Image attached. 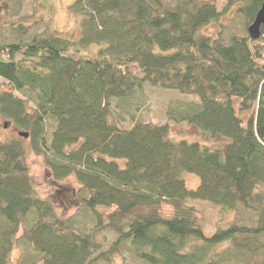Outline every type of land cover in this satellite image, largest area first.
<instances>
[{
    "label": "trees",
    "instance_id": "obj_1",
    "mask_svg": "<svg viewBox=\"0 0 264 264\" xmlns=\"http://www.w3.org/2000/svg\"><path fill=\"white\" fill-rule=\"evenodd\" d=\"M69 4L76 38L48 13L41 33L21 20L0 42V118L28 134L53 181L74 176L66 200L93 224L77 229L36 194L24 138L0 141V264H264V29L256 40L201 33L236 4L247 28L264 0ZM145 86L195 97L171 102L167 120L228 142L173 141L167 122L134 120ZM188 202L249 224L232 214L206 235Z\"/></svg>",
    "mask_w": 264,
    "mask_h": 264
},
{
    "label": "rangeland",
    "instance_id": "obj_2",
    "mask_svg": "<svg viewBox=\"0 0 264 264\" xmlns=\"http://www.w3.org/2000/svg\"><path fill=\"white\" fill-rule=\"evenodd\" d=\"M214 1L218 11H223L226 6V0ZM43 2L48 6V11L45 4V6L41 5ZM70 2L71 0H0V42H7L11 39L10 26L18 24L21 20H24L27 25L29 34L41 33L49 20L48 13L49 16L51 15L49 18H51L52 24L63 36L70 39L76 38L78 34L77 23L67 8ZM237 7V4L229 7L223 12L217 23L205 27L201 30V33L212 38L218 36L226 38L233 34L246 36L247 28L241 15L237 12ZM0 90H9L7 82L2 79H0ZM178 99L184 101L196 100L193 96L181 95L176 91L145 86L141 91L135 93L132 99L134 103H139L133 111V119L152 124H164L167 122L169 137L173 141L197 142L212 149L224 146L228 142L227 138L220 136L213 138L187 123H176L167 120L165 110L171 102ZM114 111L115 115L121 112L116 106H114ZM121 125L128 128L132 124L129 118H124ZM17 133L18 130L13 127L11 122H5L0 118V141L18 138ZM23 143L26 148L25 161L28 165L36 194L41 198L51 200L56 205L57 213L61 216L74 217L77 222V229L91 227L93 223L88 216H84L83 210L77 205H69L66 200L67 194L77 186L74 176L71 175L61 180L53 181L45 167L44 157L36 155L29 149V141L27 139H24ZM182 179L189 189L196 188L199 182L197 176L190 174H184ZM187 204L195 209L198 218L202 221L206 235L212 233L217 225L220 226L219 228L226 227V222L230 223L233 220L232 214L235 221L243 220L248 223L249 220V217L244 213L221 215L217 208L206 202H188ZM102 236L108 241L113 239L112 233L109 232H105ZM18 256L19 253L15 250L11 254V259L15 260Z\"/></svg>",
    "mask_w": 264,
    "mask_h": 264
},
{
    "label": "water",
    "instance_id": "obj_3",
    "mask_svg": "<svg viewBox=\"0 0 264 264\" xmlns=\"http://www.w3.org/2000/svg\"><path fill=\"white\" fill-rule=\"evenodd\" d=\"M264 29V4L257 12L254 21L247 27V33L250 39L256 40L260 37V29ZM17 135L26 139L28 134L25 132H18Z\"/></svg>",
    "mask_w": 264,
    "mask_h": 264
}]
</instances>
